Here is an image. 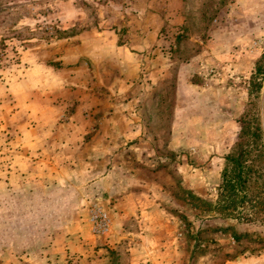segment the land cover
<instances>
[{
  "label": "rangeland",
  "instance_id": "rangeland-1",
  "mask_svg": "<svg viewBox=\"0 0 264 264\" xmlns=\"http://www.w3.org/2000/svg\"><path fill=\"white\" fill-rule=\"evenodd\" d=\"M262 51L264 0H0V264H264L223 191Z\"/></svg>",
  "mask_w": 264,
  "mask_h": 264
},
{
  "label": "trees",
  "instance_id": "trees-1",
  "mask_svg": "<svg viewBox=\"0 0 264 264\" xmlns=\"http://www.w3.org/2000/svg\"><path fill=\"white\" fill-rule=\"evenodd\" d=\"M55 36L62 38L64 32H58ZM263 82L264 51L256 60L255 70L248 80V96L252 98L248 102L247 114L241 120L237 150L226 156L228 169L227 167L224 168L223 172V191L228 194L225 198L228 202V210H234L238 207L246 208V212L240 211L238 215L241 216L242 214L244 219L260 221H264V181L259 180L262 174L255 164L259 161L260 152L263 151L264 130L258 120L259 118L254 119L255 114L253 112H255L258 93L262 87L264 88ZM253 151H258L259 154L254 157ZM232 236L235 240H239L241 235L232 232Z\"/></svg>",
  "mask_w": 264,
  "mask_h": 264
}]
</instances>
